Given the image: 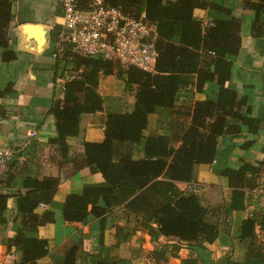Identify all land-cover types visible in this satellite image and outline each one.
<instances>
[{"label": "trees", "instance_id": "trees-1", "mask_svg": "<svg viewBox=\"0 0 264 264\" xmlns=\"http://www.w3.org/2000/svg\"><path fill=\"white\" fill-rule=\"evenodd\" d=\"M241 2L243 9L254 15L251 37L264 42V0ZM107 3L135 18L141 12L146 14L157 35L158 56L152 73L134 67L123 68L99 57L81 58L70 53L55 60L54 81L64 71L76 74L75 79L65 82L63 98L56 100L49 112L56 131L51 141L58 145L63 157L68 151L67 141L79 135L81 117L102 110V99L96 91L101 75L114 76L123 83L125 91H134L132 112L108 113L104 139L99 143H83L82 166L92 174H100L104 183L86 188L82 194H68L62 206L64 221L82 223L89 215L101 219L113 207L124 205L127 210L142 214L146 222L152 221L156 225V236L174 237L201 247L211 245L219 236L212 212L193 193L180 192L176 184L191 182L195 167L214 161L219 138H241L243 128L248 134L256 135L260 129L246 96L238 99L236 91L225 87L232 69L227 57L240 52L242 19L215 20L203 26L194 16L196 9L211 8L232 15L231 10L204 0H107ZM12 19V1L0 0V49H3L1 60L4 63L15 58L8 49ZM193 83L197 93L207 84H216L215 99L179 106L183 96L186 100L192 98L187 88ZM7 94L8 90L0 92V97ZM149 115L161 116V120L163 117L170 134L145 136ZM250 146L251 142H245L242 149ZM220 176L230 191L229 201L221 210L226 220L233 213L246 211L251 192L264 178V158L227 167L220 171ZM57 186L55 178H24L23 187L27 191L15 197L14 221L34 231L53 223V212L37 215L35 210L41 204L51 203ZM8 199L0 194V224L6 222ZM257 227L264 235V207L258 218L246 217L230 227L237 240L248 244V252L240 264H264V243H258ZM5 244L7 249L14 248L19 254L17 264H37L48 254L46 240L29 239L21 232ZM77 251V246L71 247L64 259L54 264H76ZM193 261L188 259L183 264H194Z\"/></svg>", "mask_w": 264, "mask_h": 264}, {"label": "crops", "instance_id": "crops-1", "mask_svg": "<svg viewBox=\"0 0 264 264\" xmlns=\"http://www.w3.org/2000/svg\"><path fill=\"white\" fill-rule=\"evenodd\" d=\"M11 1L13 19L8 29V49L15 58L2 62L3 49H0V92L8 90L7 95L0 97V146L19 150L28 140L29 145L18 158L0 167V194L9 197L4 215L6 222L0 224V264L19 262V254L14 248L7 249L5 241L20 232L26 238L47 241L48 254L37 264L60 262L73 246L78 247L76 264H96L99 261L106 264H183L188 259L194 260V264H225L231 240H236L235 231L230 227L247 216L245 212H238L223 220L221 210L229 201L230 191L221 184L226 181L220 171L264 158V42L251 37L253 12L243 9L241 0H204L231 10L232 15L211 8L194 11L203 26L215 20L242 19L241 48L237 56L227 57L232 62V69L225 87L236 91L238 99L246 96L253 117L260 122L256 135L248 134L243 128L241 138H219L214 161L210 165L195 167L191 182L176 184L180 192L196 195L218 223L217 240L201 247L174 237L156 236V225L152 221L146 222L142 214L133 213L124 205L113 207L101 219L89 215L82 223L64 221L62 206L68 194H82L84 189L104 183L100 174H92L82 166L83 143H99L104 139L108 113L132 112L134 91H125L123 83L114 76L101 75L96 91L102 99V110L81 117L79 135L67 141V154L61 156L58 145L51 141L56 131L54 118L49 113L53 103L63 98L57 78L54 81L56 61L52 58L55 40L52 32L61 21V0ZM26 25L40 26L42 33L35 29L26 30ZM187 91L192 98L186 100L183 96L179 106L214 100L218 86L210 83L197 93L193 83ZM166 124L163 117L161 120V116L149 115L145 136H168L170 132ZM31 132L35 133L33 138L28 136ZM245 142H251L248 149H242ZM130 151L133 152L134 148ZM24 178L58 180L51 203L41 204L35 210L37 215L53 212L54 221L35 231L14 221L15 197L27 191L23 187ZM260 180L251 197L259 196L264 200V178ZM99 205H103L102 201Z\"/></svg>", "mask_w": 264, "mask_h": 264}, {"label": "built area", "instance_id": "built-area-1", "mask_svg": "<svg viewBox=\"0 0 264 264\" xmlns=\"http://www.w3.org/2000/svg\"><path fill=\"white\" fill-rule=\"evenodd\" d=\"M60 20L55 31L54 60L70 53L81 58L99 57L123 68L154 71L157 35L144 12L135 18L110 6L107 0H61ZM75 75L64 71L57 78L62 91L65 82ZM28 136L33 138L35 133ZM28 145L29 140L19 150L0 146V167L18 158Z\"/></svg>", "mask_w": 264, "mask_h": 264}, {"label": "rangeland", "instance_id": "rangeland-1", "mask_svg": "<svg viewBox=\"0 0 264 264\" xmlns=\"http://www.w3.org/2000/svg\"><path fill=\"white\" fill-rule=\"evenodd\" d=\"M239 162L236 163V165ZM240 165V164H239ZM261 181V180H260ZM224 184L227 187L226 183ZM255 191V190H254ZM253 191V192H254ZM251 192V193H253ZM261 197V196H260ZM223 200L222 196L219 199L220 203ZM264 207V200L258 197H250V203L248 204L245 214L247 217L254 216L258 218L261 215L262 208ZM256 236L258 243L263 244L264 243V235L263 232L260 230L259 227L256 228ZM231 247L229 249V252L225 256V262L229 261L232 264H240L243 263V260L245 258L246 253L248 252V244L241 242L239 240H231Z\"/></svg>", "mask_w": 264, "mask_h": 264}, {"label": "water", "instance_id": "water-1", "mask_svg": "<svg viewBox=\"0 0 264 264\" xmlns=\"http://www.w3.org/2000/svg\"><path fill=\"white\" fill-rule=\"evenodd\" d=\"M25 29H26V30H29V29H35V30H38V32L42 33V31L40 30L41 27H40V26H37V25H26V26H25Z\"/></svg>", "mask_w": 264, "mask_h": 264}]
</instances>
